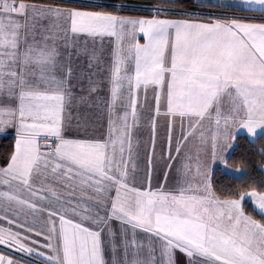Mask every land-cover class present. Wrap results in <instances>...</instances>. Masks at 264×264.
<instances>
[{"label": "snow or ice", "instance_id": "6c2138e0", "mask_svg": "<svg viewBox=\"0 0 264 264\" xmlns=\"http://www.w3.org/2000/svg\"><path fill=\"white\" fill-rule=\"evenodd\" d=\"M242 139L264 0H0V264H264Z\"/></svg>", "mask_w": 264, "mask_h": 264}, {"label": "trees", "instance_id": "16d2710c", "mask_svg": "<svg viewBox=\"0 0 264 264\" xmlns=\"http://www.w3.org/2000/svg\"><path fill=\"white\" fill-rule=\"evenodd\" d=\"M261 147H264V144H261L259 141H257L255 144H249L242 139L240 140V147L237 148L233 154V159L239 160L241 158L242 153L258 152ZM254 159L257 161L258 164L259 156L257 155L256 157H254ZM0 163H2V160H0ZM256 174L259 175V173ZM217 179L224 186L240 183V181L234 179L232 176H221L219 173H217Z\"/></svg>", "mask_w": 264, "mask_h": 264}, {"label": "crops", "instance_id": "0c3cea01", "mask_svg": "<svg viewBox=\"0 0 264 264\" xmlns=\"http://www.w3.org/2000/svg\"><path fill=\"white\" fill-rule=\"evenodd\" d=\"M0 251H5L6 254L8 253H14L16 256L23 255L21 253L16 252L15 249H5L4 247L0 246Z\"/></svg>", "mask_w": 264, "mask_h": 264}]
</instances>
